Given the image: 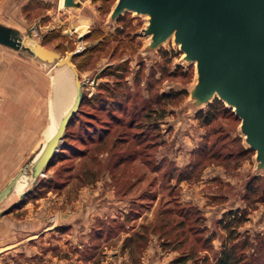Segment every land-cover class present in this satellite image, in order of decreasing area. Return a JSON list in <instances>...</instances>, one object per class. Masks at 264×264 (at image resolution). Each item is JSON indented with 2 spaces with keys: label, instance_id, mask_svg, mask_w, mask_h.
Listing matches in <instances>:
<instances>
[{
  "label": "rangeland",
  "instance_id": "1",
  "mask_svg": "<svg viewBox=\"0 0 264 264\" xmlns=\"http://www.w3.org/2000/svg\"><path fill=\"white\" fill-rule=\"evenodd\" d=\"M115 1L63 9L62 0H0V24L62 56L80 52L72 64L84 98L121 79L118 93L130 99L113 115H152L136 118L129 144L111 149V137L101 147L94 137L107 134L102 127L126 129L83 103L48 169L0 216V264H169L183 255L186 264H217L230 245L251 264H264V171L244 150L240 120L222 110L204 125L188 93L194 64L172 38L158 54L146 50L149 36L140 32L147 16L125 12L115 24ZM63 67L0 45V191L45 143L52 76ZM164 93L176 96L154 101ZM147 120L155 129L140 124ZM23 176L26 186L14 187L0 211L29 187L30 170Z\"/></svg>",
  "mask_w": 264,
  "mask_h": 264
},
{
  "label": "water",
  "instance_id": "2",
  "mask_svg": "<svg viewBox=\"0 0 264 264\" xmlns=\"http://www.w3.org/2000/svg\"><path fill=\"white\" fill-rule=\"evenodd\" d=\"M82 1L86 0H62L61 6L79 7ZM125 12L147 16L140 32L149 36L146 50H158L166 40L173 39L183 60L194 64L195 82L188 93L195 112L214 98L231 108L240 119L238 130L243 144L255 152L257 171H264V0H116L110 20L115 22ZM0 45L47 66H65L74 84V99L54 132L0 191L1 203L26 169L30 170L29 187L0 211L3 216L29 193L59 150L65 129L81 104L85 83L72 64L79 51L62 56L2 24Z\"/></svg>",
  "mask_w": 264,
  "mask_h": 264
},
{
  "label": "trees",
  "instance_id": "3",
  "mask_svg": "<svg viewBox=\"0 0 264 264\" xmlns=\"http://www.w3.org/2000/svg\"><path fill=\"white\" fill-rule=\"evenodd\" d=\"M120 17H118L116 19V21L114 22L115 24L118 23ZM159 50H160V48L157 50V54H158V51ZM139 61L141 62V60H139ZM118 72H122V71H118ZM115 83L116 84L113 85V88H111L106 82L100 83L98 85V87L96 88L95 95H93L92 98L89 99L90 102H91V105H93L95 107L98 106V109H100V111H104L106 113V115L108 116V121L109 122H113L117 126V128L119 127V128H125L126 129V131L125 130H122V131L120 130V132H116L117 129L113 131V130H111L112 128L102 127L103 130H104L103 132H107V134L104 137L102 135H100V134H97V137L96 138L94 137L93 140H97V143L98 144H101L100 147L102 145H104L105 139L107 140L108 137H111L112 140L110 139V141H109V142H111V145H110V148L111 149L116 148L117 145L119 143H121V142L122 143H126V144L128 143L129 144L131 138H130V136L128 135L127 132L129 130H131L132 128H134V125H137V123H135L137 121L136 118L139 119V118L142 117L143 119L145 118L144 120H146V117L148 118L149 116H152L151 113H146L144 116L143 115L141 116L139 114L136 117L133 116L132 117L133 119H130V121H125V120L121 121V119L119 117L113 115V114H115L118 111H120V112L122 111V110H120V108L122 109V107H123V101L124 102H128L127 100L130 99L128 97V95L127 96H124L123 93H118V89L117 88L123 89L125 87L123 85V81L121 79H116L115 80ZM170 96H176V93H173V94L172 93H164V94H161V95H159V97H157V99L155 98L154 101L157 102V100H161V99L165 100L166 98H168ZM89 100L86 99V97L85 98L83 97L80 106L83 103H85V102H87ZM118 103L120 104V108H119V105H117ZM80 106H79V108H80ZM79 108H78V111L76 112V114L70 120L68 126L75 119V116L79 112ZM145 110H146V107H143V108L140 109L139 112L141 113V112H144ZM222 110L223 111H226V110L228 111L229 110V111L232 112V114H234V112L232 111L231 108L227 107L218 98H214L206 106H204L203 108H201L198 111H196L195 112V114H196L195 116H197V118L200 119L204 125H209V124H211L212 121H214L215 117L217 116V113L220 112V111H222ZM132 112H135V111H132ZM140 124H143L144 127H148V129H150V130L155 129L154 123L148 122V120L147 121H143ZM68 126L65 129V132H64V135H63V139L66 137V133H67ZM146 136H148V135H145V137L143 136L144 137V139H143L144 141H147V139L149 138V137L146 138ZM240 139L242 141V145L244 147V150H247V151L252 152L253 153V156H254L255 152L253 150L245 147V145L243 144V140H242L241 136H240ZM120 146H122V145H120ZM57 153L51 158V160L49 161V163H48V165H47V167H46L45 170L48 169V167L50 166L52 160L57 155ZM123 153L124 152H121V154H120L121 155L120 156L121 158L120 159H122V158L125 157L126 154H123ZM253 156H252V158H253ZM117 162L119 164L121 161H117ZM258 176H259V174L252 175V177H254L253 179H255V177H258ZM171 210L172 209H165L164 214L167 215V212L168 211L170 212ZM170 218H172V217H170ZM236 251L237 250L235 248V245H230L228 248H226L221 253V255L219 256V258H218V260H217L216 263L217 264H251L250 263L251 260L249 261L250 258L243 259V255H240L241 253H237ZM187 261H188L187 256L186 255H183V256H179L177 258L176 257L173 258L169 262V264H186ZM191 264H194V263H191Z\"/></svg>",
  "mask_w": 264,
  "mask_h": 264
},
{
  "label": "bare ground",
  "instance_id": "4",
  "mask_svg": "<svg viewBox=\"0 0 264 264\" xmlns=\"http://www.w3.org/2000/svg\"><path fill=\"white\" fill-rule=\"evenodd\" d=\"M54 82L53 98L49 104L50 122L44 132L45 142L54 132L58 124L59 118L69 109L74 99V87L70 72L63 68H58L52 76ZM27 183V178L21 176L15 188L20 191L24 189Z\"/></svg>",
  "mask_w": 264,
  "mask_h": 264
},
{
  "label": "crops",
  "instance_id": "5",
  "mask_svg": "<svg viewBox=\"0 0 264 264\" xmlns=\"http://www.w3.org/2000/svg\"><path fill=\"white\" fill-rule=\"evenodd\" d=\"M22 124H23V123L21 122L20 125H22ZM26 124H27V122L25 121V125H26ZM11 246H12V245H11ZM11 246H9V247L7 246V247H6V251H7V252H11V250H13V249H10ZM12 248H13V247H12ZM8 249H9V250H8ZM153 258H154V256L151 255V256H150V260H149L150 262H149V263H152L153 261H155V260H153Z\"/></svg>",
  "mask_w": 264,
  "mask_h": 264
}]
</instances>
